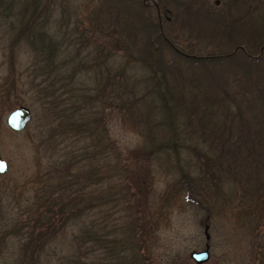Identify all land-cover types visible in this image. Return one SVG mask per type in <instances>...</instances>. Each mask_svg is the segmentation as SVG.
I'll list each match as a JSON object with an SVG mask.
<instances>
[{
  "label": "rangeland",
  "instance_id": "rangeland-1",
  "mask_svg": "<svg viewBox=\"0 0 264 264\" xmlns=\"http://www.w3.org/2000/svg\"><path fill=\"white\" fill-rule=\"evenodd\" d=\"M12 1L19 16L3 15L0 5V158L7 165L0 173V264H25L29 255L22 247L29 243L18 238L27 236L37 213L38 224H45L52 211L46 207L53 196L51 183L68 177L63 167L87 145V139L73 141L65 129L68 113L76 127L87 122V110L81 109L85 104L72 90L80 87H103V128L128 170L116 168L102 182L104 204L90 214L92 221L104 217L102 248L88 249V254L87 242L80 243L83 219L67 222L44 245L41 264H137V258L143 264H196L189 254L205 244L209 258L199 264H264V62L242 69L234 60L232 73L222 69L227 60L214 65V72L180 60L181 97L164 111L146 93L151 80L142 81L139 65L133 66L138 51L124 32L127 23L120 22L134 13L128 0ZM163 1L179 5H168L162 16L173 20H162L161 27L178 35L180 45L189 32L180 26L181 7L205 5L210 17L226 15L245 31L264 8V0ZM145 11L153 15L151 6ZM195 17L187 18L188 27L199 26ZM28 19L41 23L59 42L53 63L18 35L19 24ZM211 43L199 41L197 52L206 53L214 47ZM104 54L106 66L99 63ZM96 55L101 56L96 60ZM162 55L174 63L169 51ZM87 57L86 68L79 66L72 76L74 65ZM110 89L119 97L107 103ZM172 98L167 96L169 105ZM18 106L27 107L30 117L13 131L5 118ZM159 144L162 148L155 151ZM180 171L190 178V188L177 183Z\"/></svg>",
  "mask_w": 264,
  "mask_h": 264
},
{
  "label": "trees",
  "instance_id": "trees-1",
  "mask_svg": "<svg viewBox=\"0 0 264 264\" xmlns=\"http://www.w3.org/2000/svg\"><path fill=\"white\" fill-rule=\"evenodd\" d=\"M141 1L128 0L134 13L125 14L123 19L120 18V22L127 23V28L124 29V32L130 36V47L138 51L136 56L132 54L136 60L133 66L139 65L138 67L143 73L142 78H140L142 81L146 80L149 82L151 80L152 86L150 87L152 88L146 83V93L149 96H155L159 106L161 108L163 107L164 111L170 110L172 108V102L176 98L181 97L178 93L182 81V75L178 66L180 60L187 61L191 66L200 68V71L207 70L211 72L216 71L213 70L214 65L225 63L227 60V68L222 69L232 73L237 69V63L235 64L234 60L241 63L242 69L246 66L250 67L258 61L264 62V8L260 14L251 17L252 20L249 28H246L245 31L243 25L236 24L235 21L229 19L227 20L226 15H222L219 18L210 17L209 12H206L205 5L200 4L196 10H185L181 7L178 15L180 26L182 25L181 27H184L185 25L189 32L185 37L182 36V43L180 45L175 41L176 37H174L178 35L173 36L163 30V26L161 27L162 20L168 23L173 20V17L166 18L162 16V14L168 12L166 9L169 7L168 5L175 7L179 5L175 2H165L163 0H156L152 5H144ZM232 1L234 2V0ZM13 2L12 0H0V5L3 7V15L11 14V16H19V12L14 14V11H12L14 7ZM110 6H112L110 8H113V5ZM148 6L152 7V16L148 11H145V8ZM117 10H115L116 13ZM190 16L198 17L200 20L199 26L193 24V26L188 27L190 26L191 19L187 22L186 20ZM19 22L21 23V20ZM247 29L250 31V34H247ZM17 31L19 32L18 35L24 36L27 42L29 41L30 46L35 51H38L48 64L54 62L56 56L59 54L60 44L42 30L41 23L37 24L36 20L28 19L23 25L19 24ZM217 36H220L221 39L218 38L220 39L218 42H213V39H216ZM191 38H193V41H189ZM202 40H206V43H214V47L206 53L197 52L200 49L198 46L199 41ZM163 51H169V54L174 56L173 64L165 60L162 55ZM99 56L101 55H96L95 59L97 60ZM102 59L99 63L106 66L105 54ZM93 61L95 63L94 59ZM78 62L79 65L76 64L73 67L72 76L81 70L79 66L85 67L88 62V57L87 61L80 59ZM87 66L90 65L88 64ZM98 89L80 87V89L75 91V88H72L85 104L81 109L87 110V122L78 124L76 127L69 119L72 113H68L66 114V121H68L69 125L65 129L66 131L69 130L72 132V136L75 137L73 141L76 138L87 139V145H85L83 153L71 156V159H69L70 163L63 167V172L70 173L68 177L60 176L61 181L51 183L49 195L52 193L53 196L51 195L52 199L46 207L52 211L46 216L45 224H38L41 219L37 213L36 219L34 220L35 224L30 226L31 229L26 233L27 236L18 238L19 241L25 239L29 243H22V245L24 244L22 248H27L28 253L26 256L29 255L25 264H34L36 259L39 260L44 245L49 242V239L54 238L55 234L65 229L67 222L74 224L83 219L80 243L84 245L87 242L88 254V249L93 251L95 247L97 249L102 248L105 243L104 235L101 232V229L104 227V217L100 222L94 221V219L92 221L90 220V214L104 204L103 198L105 195L101 191L102 182L107 180V178L113 177L116 168H125L127 173L128 164L123 163L122 158L117 153L115 145L112 142H108L107 132L103 128L106 115V107L104 106L106 105V100L102 97L104 93V90H102L103 87H98ZM110 90L106 95L108 97L107 103H109L110 99L119 97L118 94H115L117 96L112 94L113 89ZM167 96L174 97L171 100V105L168 103ZM145 98H147V95H145ZM222 105L225 106L224 104ZM81 125L83 126L81 132H76L75 130ZM161 148L162 146L159 144L154 147V150L158 151ZM171 151L175 152L174 149ZM148 152L151 154L154 153L152 149H149ZM84 159L87 163L83 161ZM107 169H110L112 174ZM186 175V173L180 171L177 183L179 185L185 183L190 188V178ZM82 176L85 180L81 181L79 178ZM112 199L110 201L113 202L114 200ZM86 219L87 222H85ZM100 224L101 227H99ZM18 234L21 235V233ZM141 236L142 234L140 238ZM37 263L41 264L40 260ZM135 263L143 264L138 258L135 259Z\"/></svg>",
  "mask_w": 264,
  "mask_h": 264
},
{
  "label": "water",
  "instance_id": "water-1",
  "mask_svg": "<svg viewBox=\"0 0 264 264\" xmlns=\"http://www.w3.org/2000/svg\"><path fill=\"white\" fill-rule=\"evenodd\" d=\"M215 3H217L215 1ZM30 112L27 107L24 106H18L14 109H12L5 118V123L7 127L13 131L21 130L27 121L29 120ZM7 165L6 162L0 158V173L4 172ZM207 230V224H204L203 226V235L205 240L208 239V234L206 232ZM190 259L196 263H203L209 258L208 253V245L205 244L204 248L200 251L191 252L189 254Z\"/></svg>",
  "mask_w": 264,
  "mask_h": 264
}]
</instances>
